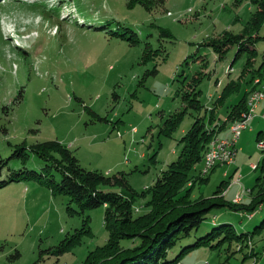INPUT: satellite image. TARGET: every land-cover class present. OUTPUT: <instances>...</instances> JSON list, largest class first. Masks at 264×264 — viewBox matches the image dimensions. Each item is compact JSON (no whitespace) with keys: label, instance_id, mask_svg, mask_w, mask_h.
Returning <instances> with one entry per match:
<instances>
[{"label":"rangeland","instance_id":"rangeland-1","mask_svg":"<svg viewBox=\"0 0 264 264\" xmlns=\"http://www.w3.org/2000/svg\"><path fill=\"white\" fill-rule=\"evenodd\" d=\"M147 2L151 7L145 6ZM156 2L0 3V152L4 159L22 143L58 142L83 169L107 178L123 175L129 194L132 190L136 194L134 210L139 216L149 211L150 201L149 195H141L178 160L183 138L197 120L204 119L206 128L215 131L211 143L221 139L218 134L228 124V119L222 121L216 114L221 104L225 117L243 96L248 101L253 89L264 90V24L257 32L263 39L256 44L257 55L251 65L248 52L239 54L237 46L219 55L206 44L226 34L245 33L256 7L251 0H242L239 6L234 0H160L158 6ZM109 21L132 27L139 44L127 40L131 33L120 36L122 29L113 35L116 24L107 25ZM163 30L169 36L161 35ZM15 31L12 41L9 34ZM146 43L152 49L147 58ZM196 74L202 76L196 88L200 109L190 107V95L186 94L194 89L191 79ZM255 81L261 82L257 88ZM233 83L232 93L221 102L220 97ZM260 111L257 109L256 115L264 113ZM238 112L237 116L242 111ZM181 113V121L171 132L169 117ZM259 123L249 122L242 131L234 156L237 164L227 168L229 179L217 169L207 176V182L192 183L194 202L211 198L223 182H230L225 189L234 188L229 200L242 186L254 188L261 172L251 171L250 164H258L264 156L258 147V142H264V124ZM39 163L32 156L29 167L39 171ZM9 168L18 170L20 165L11 160ZM202 169L203 164L201 169L194 166L193 177H203ZM2 171L7 173L8 168ZM98 189L130 196L117 185ZM242 199L239 196L235 203ZM69 208L77 210L70 204V196L53 195L44 183L15 182L2 187L0 264H85L92 252L108 242L106 209L72 215ZM219 223H233L238 230L251 232V238L221 248L203 246L186 254L179 264H248V259L263 252L264 210L251 220L248 213L214 208L204 226L214 228ZM136 244L130 239L119 243L111 249L112 255L123 256ZM106 256L92 254L89 264L103 263Z\"/></svg>","mask_w":264,"mask_h":264},{"label":"trees","instance_id":"trees-1","mask_svg":"<svg viewBox=\"0 0 264 264\" xmlns=\"http://www.w3.org/2000/svg\"><path fill=\"white\" fill-rule=\"evenodd\" d=\"M133 1L135 0H132V3ZM150 1L154 3L156 0ZM157 1L160 3V0ZM251 1L256 7V11L249 23L250 30L247 29L245 33L238 35L226 34L221 36L222 38L213 39L206 44L219 55L227 49L237 46L239 54L243 51L248 52V65H251V61L257 55L256 44L258 40L263 39L257 32L264 24V0ZM148 2L144 3L145 6L151 7ZM158 2L155 5L158 6ZM241 2L242 0H234L236 6H239ZM109 24H116V28L111 32L113 35L118 34V29H122L123 33L120 36L131 33L132 35L127 40L129 39L133 45L139 44V41L135 39L138 34L132 27L114 21H109L107 25ZM251 32L254 34L252 35ZM160 33L168 35L164 30ZM149 46V43H146L144 55L146 58L152 52ZM156 74L157 71H154V75ZM196 75L191 79L193 84L195 82L194 89L186 94L190 95L187 97L190 107L200 109L202 105H198L199 94L196 88L199 86L202 76ZM234 85L233 83L227 86L223 96L220 97L221 102L230 96ZM192 96H194L193 99L190 98ZM246 109L247 101L243 96L234 108V113H236L230 119L239 120L240 115ZM237 112L240 113L238 116ZM181 116L182 113L169 117L172 119L169 121L171 132L176 129L181 121ZM261 133L258 135V141L261 139ZM214 135L215 131L206 128L204 119L195 122L189 133L183 138L184 148L178 160L161 173L148 192L141 195L143 198H146L147 195L150 196L149 211L143 215H135L136 194L132 189V193L129 194L128 189L125 188L128 187V184L123 175L107 178L101 173L83 169L72 152L58 142H46L35 146H27L24 143L16 145L13 154L8 159H4L0 152V189L15 182H40L46 184L53 195L70 196V204H74L77 208V210L69 208L68 211L72 215L104 207L106 209L104 224L109 234L108 242L104 247L92 252L85 264H89L92 254L96 253L101 256L109 255L103 257V263L99 262V264H179L186 254L203 246L212 249L221 248L224 245L232 246L234 242L242 243L245 238H251V232L240 231L233 223H219L214 228L205 227L208 215L214 208L228 209L233 212L246 211L248 214H252L258 207L264 205V156L258 163L257 169L261 175L254 188L250 189L251 195H254L250 204L226 201L221 196L226 190L222 191L226 182L222 183V186L211 198L203 199L202 197L196 202L192 200V187H194L192 183L209 180V177H193V168L204 161ZM53 155H58L60 160ZM32 156L37 157L43 163L37 164L39 171L29 167ZM11 160L19 163L18 170L9 168ZM5 168H8L7 173L2 171ZM53 172L59 176V181L56 180L55 175L53 176ZM4 178L6 179L2 180ZM111 182L112 184H110ZM101 185L120 186L126 189L130 196L105 193L98 189ZM206 231L209 233L204 236L200 235ZM129 239L137 242L135 248L124 253L123 256L112 255L111 249L119 247V243L127 242ZM192 239L195 240L190 242ZM244 260L246 259L244 258Z\"/></svg>","mask_w":264,"mask_h":264},{"label":"crops","instance_id":"crops-1","mask_svg":"<svg viewBox=\"0 0 264 264\" xmlns=\"http://www.w3.org/2000/svg\"><path fill=\"white\" fill-rule=\"evenodd\" d=\"M261 85V84H260ZM262 89V88H261ZM264 91V90H263ZM223 107H224V103H222L221 104V106L218 108V105L216 106V109L218 108V110H217V116H218V118L219 119H221L222 121H225V119H228L227 120V122L226 123H228L227 124V126L226 127H224L222 130H220V132H219V134H218V136L219 137H221V138H227V137H231L232 135H231V126H232V124H233V122H234V120L233 119H230V117L234 114V111H231L230 113H228V115L227 116H225V117H223V111H222V109H223ZM259 108H261V111H263L264 112V102H262L260 105H259V107H258V109ZM215 109V110H216ZM260 111V112H261ZM264 115V113L262 114V113H259V114H257V117L254 119V120H252L251 122H254V124H260L259 122L261 121V122H263V124H264V120L262 119V116ZM222 117H223V119H222ZM231 121V122H230ZM230 122V123H229ZM237 149V148H236ZM237 153H238V151H237ZM237 156L238 155H236V158H237ZM262 160V159H261ZM260 160V161H261ZM259 161V162H260ZM258 162V163H259ZM202 164H203V162L202 163H200L199 164V169H201V167H202ZM235 164H237L236 163V160H235V163L234 164H232V165H226V166H218L213 172H215L217 169H220V170H223L222 171V177H224V178H227V179H229L230 178V171H229V169H227V168H231V167H233ZM251 165L252 164H250V169H251ZM256 165H258V164H256ZM251 171H252V169H251ZM257 171V170H256ZM212 172V173H213ZM211 173V174H212ZM210 174V175H211ZM209 175V176H210ZM233 176V175H232ZM231 176V177H232ZM210 179V178H209ZM241 179H242V177H241ZM241 179L239 178L237 181L238 182H241ZM227 183H230V182H226L225 184H227ZM222 189H225V186H223L222 187ZM234 188H232L231 190L228 188V189H226L225 191H224V193L221 195V196H223L224 197V199L226 200V201H228V202H231L232 201V203H235L234 201L238 198V196H240V195H242L243 194V189H248V190H250V189H253V188H251V187H245V186H242L241 187V189L239 190L238 189V191H236V193H233V195H231V200H229L228 199V196H230V194H231V192H232V190H233ZM227 190H229V192L227 191ZM251 193L250 194H247V195H245V196H243V199H242V201L240 202V204H245V205H248V204H250V202L252 201V199L254 198V195H251ZM248 196V197H247ZM250 196V197H249ZM249 198V200L247 199H245V198ZM263 210H264V205H262V206H260V207H258V209L255 211V212H253L252 214H248L249 215V218L251 219V220H254V218L256 217V215H258V214H262V212H263ZM238 213H240L241 215H244V214H247V213H244L243 211L242 212H238ZM245 228L247 227V226H244ZM247 261H249V263L248 264H264V250H263V252L262 253H259V255H258V258H254V259H252V258H250V259H248Z\"/></svg>","mask_w":264,"mask_h":264},{"label":"bare ground","instance_id":"bare-ground-1","mask_svg":"<svg viewBox=\"0 0 264 264\" xmlns=\"http://www.w3.org/2000/svg\"><path fill=\"white\" fill-rule=\"evenodd\" d=\"M12 39V38H11ZM233 71H231L232 73ZM260 81H256L254 83V87L257 88L258 84ZM257 86V87H256ZM259 88H257L256 90L253 89L249 95L248 101H247V110L244 114H242L240 120L235 123L232 128H231V137H227V138H221V139H216L215 141H213V143H211V145L209 146L208 152L204 158L203 161V169H202V173L201 175L204 177V175H209L213 169H215L218 166H226V164H224L226 161H228V159L230 158V151L229 149H220L219 154H218V148L220 146L221 142H227V141H232V148H233V162L235 161L234 156L235 153L237 151L236 149V143L237 141L241 138V137H237L236 138V134H238L239 130L242 128V123H243V117L246 113H251V110H255V102L252 101V96H255L259 93H261V95H264V91H262L261 89L258 90ZM264 102V101H258V107L259 105ZM214 139V138H213ZM264 145V142H261ZM264 150V147H263ZM218 155V156H217ZM206 176V177H207Z\"/></svg>","mask_w":264,"mask_h":264},{"label":"built area","instance_id":"built-area-1","mask_svg":"<svg viewBox=\"0 0 264 264\" xmlns=\"http://www.w3.org/2000/svg\"><path fill=\"white\" fill-rule=\"evenodd\" d=\"M231 71H233V70H230V72ZM252 101L255 102V110H251V113H246L244 115V117H243V123H242V128L239 130L238 134H236V138L237 137H241L242 131H244V130L247 129L249 122H251L252 120H254L257 117L256 112H257V109H258V101H264V95H261V93H259V94L255 95V96H252ZM262 119L264 120V115L262 116ZM258 147H259V149L263 150V147H264L263 143L258 142ZM220 149H229V151H230V158L224 164H226V165H232V164H234L235 162H233L232 141L221 142L220 143V146L218 148V154H219ZM251 169H252V171H256L258 169V165L252 164L251 165ZM206 176L207 175H204V178ZM247 193H249V190L248 189H243V194L240 195V196H244Z\"/></svg>","mask_w":264,"mask_h":264}]
</instances>
